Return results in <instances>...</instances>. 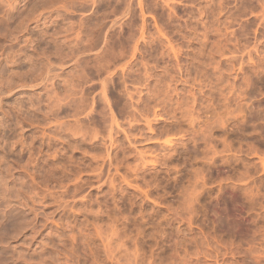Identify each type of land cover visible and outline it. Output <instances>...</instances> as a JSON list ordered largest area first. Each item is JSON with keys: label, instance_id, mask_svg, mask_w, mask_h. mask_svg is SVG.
Masks as SVG:
<instances>
[{"label": "rangeland", "instance_id": "374dc122", "mask_svg": "<svg viewBox=\"0 0 264 264\" xmlns=\"http://www.w3.org/2000/svg\"><path fill=\"white\" fill-rule=\"evenodd\" d=\"M0 99V264H264V0H0Z\"/></svg>", "mask_w": 264, "mask_h": 264}, {"label": "bare ground", "instance_id": "6f19581e", "mask_svg": "<svg viewBox=\"0 0 264 264\" xmlns=\"http://www.w3.org/2000/svg\"><path fill=\"white\" fill-rule=\"evenodd\" d=\"M114 22H117V21L114 20ZM117 23H118V22H117ZM113 24H114V23H113ZM51 69H52V68H51ZM37 85H39V84H37ZM37 85H36V86H37ZM21 87H23V86H21ZM32 87H35V85L32 86ZM8 89H9V88H8ZM9 90H10V89H9ZM8 92H9V91H8ZM0 100H1V99H0ZM22 223H24V222H22ZM22 223L19 224V222H18L19 226H20V225H24V224H22ZM16 226H17V225H16ZM19 226H18V228H20V229H18V228L16 229V231H17L18 233L21 231V226H20V227H19ZM24 228H25V227H24ZM18 230H19V231H18ZM22 230H23V229H22Z\"/></svg>", "mask_w": 264, "mask_h": 264}]
</instances>
